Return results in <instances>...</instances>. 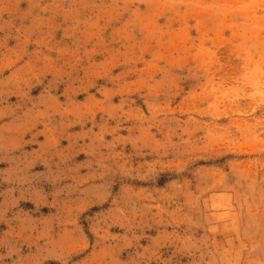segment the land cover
<instances>
[{"label": "rangeland", "instance_id": "obj_1", "mask_svg": "<svg viewBox=\"0 0 264 264\" xmlns=\"http://www.w3.org/2000/svg\"><path fill=\"white\" fill-rule=\"evenodd\" d=\"M0 264H264V0H0Z\"/></svg>", "mask_w": 264, "mask_h": 264}]
</instances>
